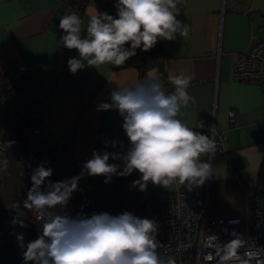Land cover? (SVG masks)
Wrapping results in <instances>:
<instances>
[{"label": "crops", "instance_id": "1", "mask_svg": "<svg viewBox=\"0 0 264 264\" xmlns=\"http://www.w3.org/2000/svg\"><path fill=\"white\" fill-rule=\"evenodd\" d=\"M78 1L84 4L82 16L94 7L113 16L116 11V0ZM69 11L73 10L68 0H0V74L24 64L36 79L55 84L47 127L32 136L12 129L7 133V140L14 144L6 153L9 168L0 173V231L4 234L0 264H24L17 234L24 235L26 245L37 238L41 225L18 202V171L22 166L19 153L26 140L36 148H46L60 133L71 132L54 164L63 181L80 174L93 150L126 152L130 147L118 111H97L99 103L110 102L115 85L107 78H111L112 71L119 73V83L156 71L163 74L169 93L173 91L166 79L169 70L192 78L187 91L195 103L190 102L183 119L190 127L213 119L215 128L227 138L226 160L212 162L216 174L210 179L209 211L220 216L248 217L247 191H261L264 198V94L258 84L233 78L232 68L238 52L264 37V0H185L177 19L186 24V37L160 40L147 52L137 49V55L120 68L86 67L75 74L70 73L67 61L78 53L60 42L63 30L59 20ZM84 19L87 23L86 16ZM231 109L236 111L235 125L228 119ZM194 130L210 135L208 130ZM113 140L122 141L123 147L105 149V141ZM113 162L120 163L110 159ZM120 178L113 176L106 184L104 176H84L70 201L90 216L109 204L131 207L156 192L176 188L149 182L145 191L137 189L126 195ZM16 216L24 220L26 228L12 223Z\"/></svg>", "mask_w": 264, "mask_h": 264}, {"label": "clouds", "instance_id": "2", "mask_svg": "<svg viewBox=\"0 0 264 264\" xmlns=\"http://www.w3.org/2000/svg\"><path fill=\"white\" fill-rule=\"evenodd\" d=\"M184 4L185 0H116V16L95 7L86 9L83 16L79 11L65 13L59 20L63 30L60 42L78 53L67 61L70 73L104 65L120 68L137 55V49L147 52L160 40L186 37L188 28L177 19ZM118 78L119 73L113 71L107 78L115 87L110 102L99 103L97 111H118L130 147L126 152L93 150L80 174L64 181L50 179L53 169L45 167L46 162L33 169L23 205L36 213L41 225L37 238L26 245L24 235L17 234L24 264H176L172 256L161 253L164 245L157 238L159 224L153 219L128 211L118 215L94 212L90 216L82 212L71 216L65 211L84 176H104L107 184L113 176L127 177L135 171L140 178L131 187L143 192L149 182L167 189L184 186L191 191L216 174L211 163L217 151L215 125L208 128L210 136L194 130L203 129V121L190 127L183 119L190 102L195 103L187 91L190 76L169 70L170 93L165 90L163 74L156 71L137 75L131 82L119 83ZM13 144L0 142V173L9 168L6 153ZM109 147H123V142L105 141V149ZM110 159L120 163H110ZM12 223L27 227L20 216ZM241 248H245L242 254ZM262 253V248L249 251L246 241L237 235L226 244L218 243L206 259L215 260V264H252L253 260L264 264L259 259Z\"/></svg>", "mask_w": 264, "mask_h": 264}, {"label": "built area", "instance_id": "3", "mask_svg": "<svg viewBox=\"0 0 264 264\" xmlns=\"http://www.w3.org/2000/svg\"><path fill=\"white\" fill-rule=\"evenodd\" d=\"M73 11L82 15L84 4L78 0H68ZM116 16V11L114 13ZM156 45L154 46V48ZM232 68V76L237 80L256 83L264 94V37L257 39L248 49L238 52ZM55 84L51 81L36 79L31 70L24 64H17L0 74V142L6 141L7 132L18 129L28 135H37L47 127L50 110L53 105ZM231 124H237L236 111L228 112ZM204 122V130L214 125L213 119ZM201 129V128H200ZM71 132L66 130L55 137L46 148H36L30 140H26L19 157L22 166L18 171L21 189L18 202L24 207L28 189L31 187L30 176L33 169L41 162L45 167L53 169L50 179L53 182L63 181L56 173L54 164L56 155L60 152ZM211 136V133H210ZM213 138L217 145L214 159L226 160V135L216 128ZM208 159V157H205ZM235 178L240 180L234 172ZM138 174L123 177L120 184L126 195L138 188L131 187ZM210 179L200 187L189 191L186 187H176L172 190L159 191L140 204L131 207L105 206L100 212L118 215L128 211L140 218H149L158 222V240L164 245L160 249L164 256H172L176 264H215V260H207L206 255L213 253L218 243L226 244L241 235L246 241L249 251L258 252L264 249V198L262 192L247 191L246 197L250 206L248 217L240 215L220 216L209 211ZM25 208V207H24ZM33 219L36 213L25 208ZM71 216H76L82 210L71 201L65 209ZM83 213V212H82ZM84 214V213H83ZM85 215V214H84ZM216 237V239H214ZM4 243V234L0 231V246ZM245 248H241V254ZM264 260V253L259 256ZM252 264H257L256 260Z\"/></svg>", "mask_w": 264, "mask_h": 264}, {"label": "trees", "instance_id": "4", "mask_svg": "<svg viewBox=\"0 0 264 264\" xmlns=\"http://www.w3.org/2000/svg\"><path fill=\"white\" fill-rule=\"evenodd\" d=\"M152 49H154V48H152ZM142 75H143V72H142ZM1 125V124H0ZM8 130H6V132H5V134H6V138H5V140H7V132ZM18 133H21V131L18 129ZM123 178V177H122ZM122 178H120V182H121V180H122ZM78 209H80L79 207H77ZM81 210V209H80Z\"/></svg>", "mask_w": 264, "mask_h": 264}, {"label": "rangeland", "instance_id": "5", "mask_svg": "<svg viewBox=\"0 0 264 264\" xmlns=\"http://www.w3.org/2000/svg\"><path fill=\"white\" fill-rule=\"evenodd\" d=\"M118 207H121V205H118ZM214 215H216V214H214ZM218 216V215H217Z\"/></svg>", "mask_w": 264, "mask_h": 264}]
</instances>
